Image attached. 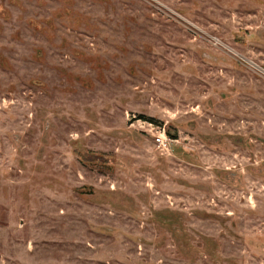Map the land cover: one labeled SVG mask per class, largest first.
<instances>
[{
	"label": "rangeland",
	"instance_id": "1",
	"mask_svg": "<svg viewBox=\"0 0 264 264\" xmlns=\"http://www.w3.org/2000/svg\"><path fill=\"white\" fill-rule=\"evenodd\" d=\"M255 65L264 0H0V264H264Z\"/></svg>",
	"mask_w": 264,
	"mask_h": 264
},
{
	"label": "built area",
	"instance_id": "2",
	"mask_svg": "<svg viewBox=\"0 0 264 264\" xmlns=\"http://www.w3.org/2000/svg\"><path fill=\"white\" fill-rule=\"evenodd\" d=\"M172 139L165 133L156 136V145L163 153H170L172 150Z\"/></svg>",
	"mask_w": 264,
	"mask_h": 264
},
{
	"label": "flooded vegetation",
	"instance_id": "3",
	"mask_svg": "<svg viewBox=\"0 0 264 264\" xmlns=\"http://www.w3.org/2000/svg\"><path fill=\"white\" fill-rule=\"evenodd\" d=\"M258 69L262 70L264 72V69H262L260 66L255 65Z\"/></svg>",
	"mask_w": 264,
	"mask_h": 264
}]
</instances>
